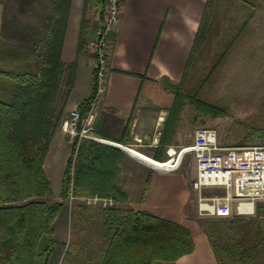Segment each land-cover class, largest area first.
<instances>
[{
    "label": "rangeland",
    "instance_id": "obj_1",
    "mask_svg": "<svg viewBox=\"0 0 264 264\" xmlns=\"http://www.w3.org/2000/svg\"><path fill=\"white\" fill-rule=\"evenodd\" d=\"M9 2L12 5L5 11L0 0V81L3 82L9 79L11 69L41 71L50 33L47 12H35L28 6V12L22 15L15 10V0ZM61 88L66 89V74ZM181 92L185 105L178 127L179 146L190 144L195 130L203 126L216 128L219 143L224 146L264 145V0H209L200 39L181 81ZM199 101L213 105L215 110H200L196 106ZM58 103L60 109L62 101ZM68 111L65 106L57 129H61ZM64 164L62 154L48 166L52 195L44 199L50 203L62 201L66 206L54 222L60 244L55 247L50 264H98L108 243L109 224L128 209L149 210L188 226L193 233L206 232L205 223L216 220L220 230L212 237L236 252V261L225 260V264H264V254L249 262L240 258L241 251L255 238L256 224L261 218L257 209L249 216L198 213V193L192 187L196 177L192 154H186L180 167L169 173L145 163H142L144 169L127 164L131 172L125 173L121 181V188L128 193L125 202L98 194L61 199ZM128 175H132L130 179ZM223 193L218 187L202 190V195Z\"/></svg>",
    "mask_w": 264,
    "mask_h": 264
},
{
    "label": "trees",
    "instance_id": "obj_2",
    "mask_svg": "<svg viewBox=\"0 0 264 264\" xmlns=\"http://www.w3.org/2000/svg\"><path fill=\"white\" fill-rule=\"evenodd\" d=\"M52 5L49 41L41 71L11 69L9 79L0 81V264H50L52 253L60 244L54 222L64 203L44 199L52 195L44 162L69 98L77 63H66L62 58L71 0H52ZM88 6L101 7L102 0H85L84 14ZM206 11L207 6L204 15ZM88 27L89 21L83 15L78 52L85 47ZM201 27L202 22L187 66L200 39ZM65 74L66 89L63 90L61 81ZM167 85L175 96L164 121L160 139L163 150L175 135L185 105L181 82ZM95 88L93 77L91 95L78 106L83 113ZM59 101L62 104L57 109ZM196 106L205 112L215 110L205 102L199 101ZM124 157L122 149L110 144L92 139H83L79 144L72 142L62 175L60 198L98 194L119 202L127 201V191L118 184ZM156 157L163 160L164 154L157 153ZM257 207V216L261 218L256 224L255 238L240 254L246 262L264 254V202ZM204 228L218 263L236 261V252L212 237L220 230L218 221L209 220ZM106 234L108 243L98 264H174L195 248L194 233L188 226L145 209H128L117 215Z\"/></svg>",
    "mask_w": 264,
    "mask_h": 264
},
{
    "label": "crops",
    "instance_id": "obj_3",
    "mask_svg": "<svg viewBox=\"0 0 264 264\" xmlns=\"http://www.w3.org/2000/svg\"><path fill=\"white\" fill-rule=\"evenodd\" d=\"M9 1L1 0L2 10H8L7 7L12 5ZM84 1L71 0L63 41V60L77 63L66 104L68 110L78 107L93 91L94 58L87 41L94 33L101 7L88 6L84 14ZM207 1L122 0L121 19L113 34L106 91L91 122L95 133L107 140L103 143L124 152L132 147L157 160H160L157 153H163L165 159L168 146L179 147V123L171 143L166 144L164 150L160 143L164 121L175 96L167 83H179L185 75ZM14 6L22 15L28 12V6L35 12L45 11L48 20L53 8L52 0H15ZM83 15L89 21V27L85 47L78 52ZM71 145L69 136L59 127L44 162L48 177V166L62 154L65 156V168ZM138 160L125 152L118 175L121 187L123 175L131 172L127 164L144 169L143 162ZM131 176L128 175V179ZM194 243V250L178 258L174 264H219L206 232L194 233Z\"/></svg>",
    "mask_w": 264,
    "mask_h": 264
},
{
    "label": "built area",
    "instance_id": "obj_4",
    "mask_svg": "<svg viewBox=\"0 0 264 264\" xmlns=\"http://www.w3.org/2000/svg\"><path fill=\"white\" fill-rule=\"evenodd\" d=\"M121 9L122 0H102L98 23L87 41L94 58L95 92L85 113L74 107L61 121V130L72 142L79 144L83 139L107 141L95 133L91 122L106 91L113 34L121 19ZM111 143L122 147L119 143ZM126 151L133 155L130 150ZM166 154V159L154 161L167 162L164 166L133 156L152 169L169 173L180 167L186 154H192L196 165L192 187L198 193L197 210L200 215L249 216L255 214L257 205L264 201V145L224 146L219 143L216 128L203 126L195 130L190 144L178 148L168 146ZM210 187L222 188L224 193L202 195V190Z\"/></svg>",
    "mask_w": 264,
    "mask_h": 264
},
{
    "label": "bare ground",
    "instance_id": "obj_5",
    "mask_svg": "<svg viewBox=\"0 0 264 264\" xmlns=\"http://www.w3.org/2000/svg\"><path fill=\"white\" fill-rule=\"evenodd\" d=\"M127 150H130V152L133 155L139 156L140 158H143L144 160H147L148 162H153L154 164H156L158 166H164V165L168 164L167 162H165V163L154 162V161H156L155 159H153V158H151V157H149V156H147V155H145V154H143V153H141V152H139L133 148H131V149L127 148Z\"/></svg>",
    "mask_w": 264,
    "mask_h": 264
},
{
    "label": "water",
    "instance_id": "obj_6",
    "mask_svg": "<svg viewBox=\"0 0 264 264\" xmlns=\"http://www.w3.org/2000/svg\"><path fill=\"white\" fill-rule=\"evenodd\" d=\"M118 146V145H117ZM263 264V263H262Z\"/></svg>",
    "mask_w": 264,
    "mask_h": 264
}]
</instances>
